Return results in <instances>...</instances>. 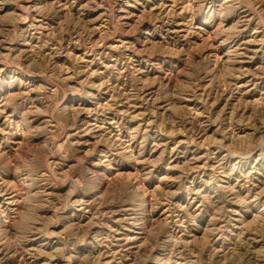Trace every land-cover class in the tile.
Segmentation results:
<instances>
[{
  "label": "rangeland",
  "instance_id": "rangeland-1",
  "mask_svg": "<svg viewBox=\"0 0 264 264\" xmlns=\"http://www.w3.org/2000/svg\"><path fill=\"white\" fill-rule=\"evenodd\" d=\"M0 264H264V0H0Z\"/></svg>",
  "mask_w": 264,
  "mask_h": 264
}]
</instances>
